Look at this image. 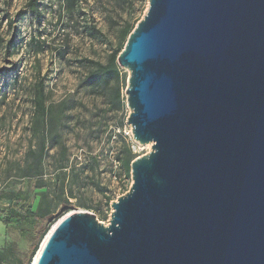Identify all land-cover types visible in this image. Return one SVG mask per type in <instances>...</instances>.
<instances>
[{
	"label": "water",
	"instance_id": "1",
	"mask_svg": "<svg viewBox=\"0 0 264 264\" xmlns=\"http://www.w3.org/2000/svg\"><path fill=\"white\" fill-rule=\"evenodd\" d=\"M118 64L152 150L108 226L67 215L37 264H264V0H149Z\"/></svg>",
	"mask_w": 264,
	"mask_h": 264
},
{
	"label": "rangeland",
	"instance_id": "2",
	"mask_svg": "<svg viewBox=\"0 0 264 264\" xmlns=\"http://www.w3.org/2000/svg\"><path fill=\"white\" fill-rule=\"evenodd\" d=\"M28 1L0 0V195L22 190L37 210L39 194L46 190L53 200L52 228L75 211L93 213L108 226L111 204L132 186V176H125L118 156L131 147L141 157L151 152L152 144L142 146L133 139L125 83L120 85V100L111 89H92L87 60L106 63L118 48L120 31L126 25L137 26L149 0H40V17ZM90 27L98 31L95 36L88 35ZM121 69L128 80L129 71ZM40 78L49 102H64L61 128L68 147L63 162L67 168L59 169L61 157L52 149L44 176L29 179L22 177L21 169L29 147L38 143L33 98ZM71 195V204H64ZM63 205L72 208L58 216ZM6 207L0 199V215ZM12 241L27 250L26 243L6 234L0 222V250ZM1 264L15 263L8 257Z\"/></svg>",
	"mask_w": 264,
	"mask_h": 264
},
{
	"label": "trees",
	"instance_id": "3",
	"mask_svg": "<svg viewBox=\"0 0 264 264\" xmlns=\"http://www.w3.org/2000/svg\"><path fill=\"white\" fill-rule=\"evenodd\" d=\"M39 5L40 0L28 1V7L37 17H40ZM134 29L135 26L132 27L131 25L123 27L118 36V48L110 54L106 63L87 60L89 63L87 80L92 89L101 91L103 89H111L112 94L118 100L121 99L120 85L123 81L125 83L124 89H126L127 79L121 76L123 70L118 64V57L125 48L128 38ZM88 32L91 37L98 33L95 27H90ZM60 56L63 58V55ZM33 104L36 118L33 123V131L34 134L38 133L39 135L38 143L34 147H29L26 154L27 159L21 169L23 172L22 177L29 179L34 176H44L45 163L52 149L57 151L55 155L61 157L62 165L59 169L67 168L63 162L67 159L68 153V147L64 139L65 135L61 128L64 102L60 104L49 102L43 78H40L35 85ZM136 158L137 156L133 153L131 147H128L125 155H119L117 158L120 168L127 178L131 176V164ZM39 186L43 188L42 185ZM39 197L38 208L34 210L30 203V198L22 190L3 191L1 193L0 199L7 202V207L1 210L3 217H0V222L4 225L6 234L15 235L20 241H24L28 248L22 251L19 244L15 241L6 244L0 250V264L8 257H11L15 264L32 263L40 244L53 226V223H50L53 200L49 199V191L42 190ZM71 198H73V195L70 198L68 197L64 204H71L69 201ZM54 200L56 199L54 198Z\"/></svg>",
	"mask_w": 264,
	"mask_h": 264
},
{
	"label": "bare ground",
	"instance_id": "4",
	"mask_svg": "<svg viewBox=\"0 0 264 264\" xmlns=\"http://www.w3.org/2000/svg\"><path fill=\"white\" fill-rule=\"evenodd\" d=\"M148 147H150V145ZM38 257H39V254L36 257H34L32 264H37Z\"/></svg>",
	"mask_w": 264,
	"mask_h": 264
}]
</instances>
